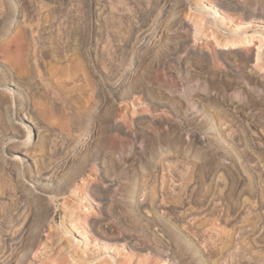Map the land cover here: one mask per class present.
Wrapping results in <instances>:
<instances>
[{
  "label": "rangeland",
  "instance_id": "1",
  "mask_svg": "<svg viewBox=\"0 0 264 264\" xmlns=\"http://www.w3.org/2000/svg\"><path fill=\"white\" fill-rule=\"evenodd\" d=\"M25 254L264 264V0H0V264Z\"/></svg>",
  "mask_w": 264,
  "mask_h": 264
},
{
  "label": "bare ground",
  "instance_id": "2",
  "mask_svg": "<svg viewBox=\"0 0 264 264\" xmlns=\"http://www.w3.org/2000/svg\"><path fill=\"white\" fill-rule=\"evenodd\" d=\"M188 26H190V24H189V22H187L186 20H184L180 15H178V16H176V18H174V20H172V22H171V28H173L172 29V32L177 36V37H179V39H177L178 41H180V42H178V43H180V44H183L184 42H187L189 39H190V34L191 33H189L190 31L188 30L187 32H185L184 31V29H187V27ZM189 28V27H188ZM198 28V27H197ZM175 35H173V36H175ZM176 37V38H177ZM262 39H260V42L258 43V51H257V57H256V61H257V63H256V65L257 64H259V60H260V55H261V51H260V49H261V47H262V41H261ZM251 42V41H250ZM175 48V47H174ZM177 49V48H176ZM256 51V50H255ZM18 81V80H17ZM4 82H6V83H12V85H16L17 86V82L16 81H14L13 80V78H12V80L11 81H9L8 79L7 80H4ZM12 89V88H11ZM14 91H15V89H14ZM16 95H18L19 93H17L16 91L14 92ZM196 93V92H195ZM193 97H196V96H193ZM235 103H237V102H233V104L235 105ZM236 106H238L237 104H236ZM22 117H23V119L24 120H26L28 123L29 122H31L32 121V119H31V117L32 116H30L29 114L27 115L26 113H24V115H22ZM20 135H21V137H23L22 135H23V133H20ZM24 137H25V135H24ZM33 137V135H32V132L30 131V136H28L27 137V139L25 140V143H26V146H24V150L22 151V150H20L22 153H24V154H26V155H30L29 154V151H28V149H26V147L27 146H29L31 143H32V141L30 140L31 138ZM14 151H16V150H14ZM19 152V151H18ZM33 155V154H32ZM32 155H30V156H32ZM34 161H36V160H34ZM37 162V161H36ZM80 173V169H78V168H74V169H72L71 171H69L67 174H65V176L63 177V179L65 180V183L64 184H57V183H44V181L43 180H48V179H50V178H46V177H44V176H38V178L39 179H37V182H38V184L40 185V187H41V189L42 190H44L45 192H47V193H55V194H63L64 192H65V190H67V189H69L70 187H71V185H72V181H73V179L75 178V176L77 175V174H79ZM75 181V180H74ZM77 181H79V180H77ZM76 181V182H77ZM75 182V183H76ZM84 181L83 180H81L80 179V181L78 182V183H76V186H74V188H72L71 189V192H73V193H77L76 191H78V190H76L77 188H80L79 186H81L82 185V183H83ZM81 184V185H80ZM75 185V184H74ZM114 183H110V184H108V189H105L104 190V194H103V196H101L100 197V202L102 203V210H105V204H106V201H107V199H108V195H109V193H107V191H110V190H113L114 188ZM97 189V188H96ZM95 188H92L91 190H92V192H93V190H96ZM20 190V192H19V194H21V196H24V198H25V191H23V190H21V189H19ZM90 190V189H89ZM98 190H99V188H98ZM100 190H102V189H100ZM81 191V190H80ZM91 192V193H92ZM102 192V191H101ZM27 196H29V195H27ZM31 197V196H30ZM30 197H28V198H30ZM27 198V199H28ZM135 198V197H134ZM20 199V198H19ZM27 199H25V200H27ZM31 200H32V198H31ZM53 203V202H52ZM52 205V204H51ZM54 205H55V203H54ZM132 205L133 206H135V207H137V209L138 208H142L143 206H144V201L142 200V199H133L132 200ZM72 206V205H71ZM54 207V206H53ZM54 209V208H53ZM83 209V208H82ZM51 210H52V207H51ZM50 210V214L53 212V210L51 211ZM78 211V210H77ZM48 214H49V211H48ZM54 214V213H53ZM55 215V214H54ZM53 216V215H52ZM51 216V217H52ZM72 216V215H71ZM86 216V215H85ZM50 218V217H49ZM148 220H150V221H154L155 220V218H153V217H146ZM46 220V219H45ZM70 220V223H71V226L73 227V228H75L76 226H77V221H78V218H76V217H72V218H70L69 219ZM51 221V220H50ZM90 223H91V225H92V227L93 228H95L94 226H96V223H98V220H96L95 218H92L90 221H89ZM108 224V223H107ZM105 225V224H104ZM101 228V227H100ZM41 229V228H40ZM99 229V228H98ZM42 230V229H41ZM41 230L40 231H38L37 233H36V235L34 236L35 238V240L33 241V243H31V245L33 246H35V242L37 243V241H38V239H39V237H40V234H41ZM102 230V229H101ZM129 232V231H128ZM34 234V233H33ZM135 235V234H134ZM33 236V235H32ZM121 239H123V240H125V241H127V243H130V245H131V247H133V248H138L139 246H140V243L139 242H137V240H136V238H134L133 236H126L125 234H123V235H121ZM31 240V239H30ZM30 242V241H29ZM29 245V244H28ZM27 246V245H26ZM33 246V247H34ZM30 247V246H29ZM144 247V246H143ZM25 248H27V247H25ZM30 250V249H29ZM85 251V250H84ZM25 252V251H24ZM27 252V251H26ZM24 259V261H22L21 260V263L23 264V263H25V261L26 260H28V257H27V255L25 254V255H23L22 256ZM92 261V260H91ZM19 264V263H18Z\"/></svg>",
  "mask_w": 264,
  "mask_h": 264
}]
</instances>
